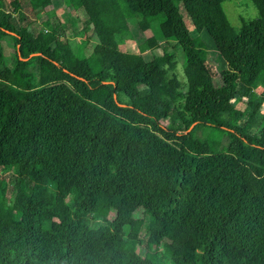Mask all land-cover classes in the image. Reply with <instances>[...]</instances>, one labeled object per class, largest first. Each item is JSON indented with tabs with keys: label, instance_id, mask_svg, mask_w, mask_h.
Returning <instances> with one entry per match:
<instances>
[{
	"label": "trees",
	"instance_id": "1",
	"mask_svg": "<svg viewBox=\"0 0 264 264\" xmlns=\"http://www.w3.org/2000/svg\"><path fill=\"white\" fill-rule=\"evenodd\" d=\"M56 1L0 3V264H264V0H65L89 55Z\"/></svg>",
	"mask_w": 264,
	"mask_h": 264
},
{
	"label": "rangeland",
	"instance_id": "2",
	"mask_svg": "<svg viewBox=\"0 0 264 264\" xmlns=\"http://www.w3.org/2000/svg\"><path fill=\"white\" fill-rule=\"evenodd\" d=\"M9 0H0V3L2 4V8L5 10L7 9V2ZM55 12L54 14H57V16L60 17L62 20V24L65 27V32L68 37V40L71 45L80 44L83 48L86 55H89L92 51V47L95 45L97 39L93 35L92 31L85 27L84 29V18L83 15L80 12L74 11L70 6H68L65 3V0H57L55 4ZM222 9L224 11V14L229 21V23L232 26H239L241 20H252L257 18L258 13L254 6V4L250 0H226L222 4ZM154 36L155 39L160 41L161 35L159 30L154 26L153 30L147 31L143 34V37H150ZM196 35V33L194 34ZM8 39V38H7ZM119 49L126 53H135L138 52V44L141 43V39L139 37L135 38V41L129 40L124 36L117 35L116 36ZM196 42H200L201 44L205 43L206 48L208 51H210L213 55V59L210 60V64L212 65L216 76H215V82L219 83V73L220 71L225 69L224 60L226 61L225 57L220 54L217 56L216 51H218L217 47L213 45L212 40L209 39L205 34L201 33L195 37ZM216 50V51H215ZM176 51V58H177V67H176V74L178 79L182 84H184L185 79L183 75V68L185 64V60L181 53L179 52V49L175 47ZM156 54H161V50H155ZM216 53V54H215ZM251 94V93H250ZM254 94V93H253ZM257 100L262 103V106H264V98H260L256 96ZM259 103V102H258ZM92 224H99L102 222L100 219H90L88 220ZM87 224H90L86 222ZM84 224L86 227V230L88 231V239L90 241H94V232L89 230L87 228V224ZM162 226V225H161ZM141 242V245H140ZM135 244L139 249H145L146 247V238L144 236V231H142V234H140V238H130L125 237L124 245L127 248H134ZM96 248H98V245H95ZM167 243H162L157 250L150 249L148 247V252L150 255L158 256L162 259L166 258L167 254Z\"/></svg>",
	"mask_w": 264,
	"mask_h": 264
},
{
	"label": "water",
	"instance_id": "3",
	"mask_svg": "<svg viewBox=\"0 0 264 264\" xmlns=\"http://www.w3.org/2000/svg\"><path fill=\"white\" fill-rule=\"evenodd\" d=\"M33 55H36V54H31L30 57H32ZM18 56H19V58H20L21 60H23L22 57H21V54H20V53H18ZM30 57H29V58H30ZM29 58L25 59L24 61H27ZM114 99H116V96H115V95H114ZM119 105H120V104H119ZM120 106H123V105H120ZM192 127H193V126H191L190 129H191ZM190 129H189V130H190Z\"/></svg>",
	"mask_w": 264,
	"mask_h": 264
}]
</instances>
